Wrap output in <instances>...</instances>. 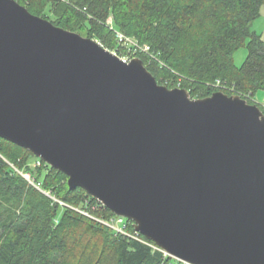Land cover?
Returning a JSON list of instances; mask_svg holds the SVG:
<instances>
[{
    "label": "water",
    "instance_id": "1",
    "mask_svg": "<svg viewBox=\"0 0 264 264\" xmlns=\"http://www.w3.org/2000/svg\"><path fill=\"white\" fill-rule=\"evenodd\" d=\"M0 138L169 257L264 264V114L237 94L191 98L0 0Z\"/></svg>",
    "mask_w": 264,
    "mask_h": 264
},
{
    "label": "trees",
    "instance_id": "2",
    "mask_svg": "<svg viewBox=\"0 0 264 264\" xmlns=\"http://www.w3.org/2000/svg\"><path fill=\"white\" fill-rule=\"evenodd\" d=\"M15 1L31 14L73 32L87 24L91 37L118 56L126 54L127 47L117 45V32L148 46L147 53L136 57L157 83L186 89L191 98L222 91L251 103L254 92L264 90V43L250 30L264 0H43L41 6L30 0ZM46 8L49 14L41 16ZM246 39V59L236 67L233 53ZM1 155L10 162L15 158L14 153L0 150V264H66L74 225L80 226L79 235L93 232L99 238L100 248L109 254L103 264H173L162 251L53 202L42 191L75 207L97 204L84 190H69L63 173L44 162L33 169L24 160L18 169L29 175L31 185ZM101 209L107 218L114 216L109 209ZM127 231L134 233L130 220Z\"/></svg>",
    "mask_w": 264,
    "mask_h": 264
},
{
    "label": "rangeland",
    "instance_id": "3",
    "mask_svg": "<svg viewBox=\"0 0 264 264\" xmlns=\"http://www.w3.org/2000/svg\"><path fill=\"white\" fill-rule=\"evenodd\" d=\"M31 4H35L36 6H41L44 1L43 0H30ZM35 14L34 12H32ZM49 14V10L46 8L43 15L45 16ZM111 17L108 19V24L111 26ZM67 30L70 28L65 27ZM250 30L255 32L257 35L260 36L261 40L264 43V5H262L259 8V15L258 17L251 22L250 24ZM78 34H80L83 37H91L90 32L88 30V25L86 24L83 29H77L76 31ZM122 35L125 37L122 33L117 32L116 36ZM92 39L96 40L95 38L91 37ZM247 44L248 40H245L244 46H241L233 53V63L236 67H240L247 56ZM117 45H121V47H125L122 42L117 43ZM125 49V48H124ZM112 52H115L113 49H110ZM122 51V49H120ZM126 50V49H125ZM251 103L257 104L259 108L264 107V90L258 89L254 92V94L251 96ZM0 150L8 151L9 153H14V160L12 159V162H10L6 158H1L5 160L6 164L10 166L16 173L20 174L25 180H27L24 176L28 175L23 173L18 169V167L21 165V163L26 160L28 165L32 167L33 169H36L38 167H41L43 162L38 159L37 157H31L26 151L19 150L18 148H15L11 145H8L2 141H0ZM8 158V157H7ZM29 176V175H28ZM32 185V180H27ZM55 197V196H54ZM71 210L78 213L79 215H82L86 218H89L91 221H94L98 224L104 225L101 221L108 220L106 212H104L100 206L94 204V203H87L84 208H80L79 206H71L69 205ZM80 226H73L71 228V232H69L71 238H68V260L66 264H103V259L107 260L109 257V254L107 252H104L100 246L101 242L99 238L93 233V232H87L84 235H79V229ZM103 256V258H101ZM171 261L173 264H182L181 261L176 260L172 257Z\"/></svg>",
    "mask_w": 264,
    "mask_h": 264
},
{
    "label": "built area",
    "instance_id": "4",
    "mask_svg": "<svg viewBox=\"0 0 264 264\" xmlns=\"http://www.w3.org/2000/svg\"><path fill=\"white\" fill-rule=\"evenodd\" d=\"M118 39H119L120 42H122L124 44V46L127 47L126 50H125L126 51V54H124L122 56H119L122 60H124L126 62L130 61L133 58H136V55L139 54V53H142V52L147 53L149 51V47L148 46H140V45L136 44L135 42H133L132 40H130V39L126 38V37H123L122 35H120V36L118 35ZM126 44L129 45V46L131 45V47H128ZM218 84H219V82L217 81L216 86H218ZM260 110L264 114V107L260 108ZM24 177L26 178V175ZM27 180H29V179H27ZM32 184H34V183H32ZM35 187L38 188V189H40L38 185H35ZM42 192L46 196H48L53 202L59 204L60 206L71 208L68 204H66L62 200L54 197L51 193L46 192V191H42ZM96 205L100 206L101 208L104 207L98 201H97V204ZM101 222L105 226H107L108 228H110L111 230H113L115 233L128 236L130 238H133L135 240H138V241H140L142 243L147 244L148 246H150L154 250L161 251L154 243L152 244L148 240H143L142 238H140V234L137 233L135 230H134V233H132V232L129 233L127 231V219H125L123 217H119V216L114 215L113 217H110L108 220H104V221H101ZM182 264H186V263L182 262Z\"/></svg>",
    "mask_w": 264,
    "mask_h": 264
},
{
    "label": "bare ground",
    "instance_id": "5",
    "mask_svg": "<svg viewBox=\"0 0 264 264\" xmlns=\"http://www.w3.org/2000/svg\"><path fill=\"white\" fill-rule=\"evenodd\" d=\"M26 178H27V179H29V176H28V175H26Z\"/></svg>",
    "mask_w": 264,
    "mask_h": 264
}]
</instances>
